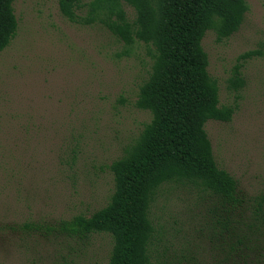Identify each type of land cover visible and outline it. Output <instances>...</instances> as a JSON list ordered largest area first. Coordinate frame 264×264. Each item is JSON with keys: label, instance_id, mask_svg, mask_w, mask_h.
<instances>
[{"label": "rangeland", "instance_id": "obj_1", "mask_svg": "<svg viewBox=\"0 0 264 264\" xmlns=\"http://www.w3.org/2000/svg\"><path fill=\"white\" fill-rule=\"evenodd\" d=\"M87 1L76 10L84 19ZM244 1L235 31L218 40L208 29L201 39L219 105L233 109L204 129L235 193L223 198L186 179L160 184L148 212L149 264H264V0ZM119 7L132 23L134 8ZM12 8L16 29L0 50V264H108L111 235L69 222L109 202L110 164L150 121L136 100L154 49L110 30L115 14L70 21L57 0Z\"/></svg>", "mask_w": 264, "mask_h": 264}, {"label": "trees", "instance_id": "obj_2", "mask_svg": "<svg viewBox=\"0 0 264 264\" xmlns=\"http://www.w3.org/2000/svg\"><path fill=\"white\" fill-rule=\"evenodd\" d=\"M13 1L0 0V50L16 29ZM83 1L57 0L70 21H88L94 13L115 14L108 27L126 44L137 39L153 47L151 71L136 100L151 118L130 150L110 164L114 189L109 202L87 217L75 216L69 228L111 235L108 264H149L153 225L148 212L160 184L186 179L223 198L235 193L236 181L217 166L204 129L209 119L229 120L233 109L219 105L201 39L208 29L218 40L235 31L247 6L244 0H124L135 10L130 23L119 7L122 0H88L87 19L76 14ZM235 70L232 82L238 84V66Z\"/></svg>", "mask_w": 264, "mask_h": 264}]
</instances>
